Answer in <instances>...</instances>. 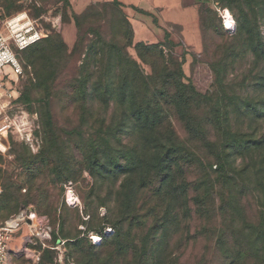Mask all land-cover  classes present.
Returning <instances> with one entry per match:
<instances>
[{
	"label": "rangeland",
	"instance_id": "rangeland-1",
	"mask_svg": "<svg viewBox=\"0 0 264 264\" xmlns=\"http://www.w3.org/2000/svg\"><path fill=\"white\" fill-rule=\"evenodd\" d=\"M223 12L229 16V29H225ZM19 15L33 21L42 40L23 53L9 41L21 73H12L8 66L0 71V145L6 148L0 152V224L21 209L31 208L56 230L50 240L52 250H42L36 238L26 239V228L17 235L18 243L20 239L26 243L25 250L40 252L39 264H91L115 250L114 245L91 249L85 240L93 228H120L112 221L113 208L121 213L113 198L120 181L103 183L85 170L79 172L86 164L80 139L85 131L82 120L90 115L86 107L117 104L121 100L118 91L107 95L105 90L119 89L127 74L140 88L137 102L150 98L142 95L145 86L180 83L201 95V103L213 107L211 111L198 107L195 117L212 118L219 105L230 106L226 117L231 119H247L241 115L246 105L257 115L264 112V56L259 54L261 49L264 52V0H0V28L5 36V22ZM247 29L253 34L249 43ZM163 71L171 76L163 80ZM118 74L121 78H116ZM98 115L109 122L120 113L110 107L93 112V118ZM219 115L225 118L221 111ZM173 126L179 137L185 136L179 123ZM234 129L241 134L253 131L243 125ZM129 135V149L139 145L132 153L139 158L142 133ZM262 135L264 125L256 134ZM68 171L74 175L67 176ZM254 172L236 187L237 193L245 190L239 201L241 211L233 215L237 230L245 229L243 220H257L258 194H264V185L259 187L261 179L252 177ZM136 180H145V186L132 197L135 227L129 237L131 249L123 252L121 264H145L147 257V264H152L145 235L152 224L148 212L152 197L158 194L152 192L155 182L150 176L141 172ZM230 188L222 193L227 196ZM68 191L73 193L74 206L65 202ZM189 194L198 193L191 189ZM161 211L165 213V207ZM256 236L251 235L249 242ZM167 240L158 257L167 246L174 251L182 236L173 234ZM182 251L176 264H190L199 244L190 240L179 254ZM203 261L217 262L211 257ZM28 263L24 254L13 261Z\"/></svg>",
	"mask_w": 264,
	"mask_h": 264
},
{
	"label": "trees",
	"instance_id": "trees-1",
	"mask_svg": "<svg viewBox=\"0 0 264 264\" xmlns=\"http://www.w3.org/2000/svg\"><path fill=\"white\" fill-rule=\"evenodd\" d=\"M242 29L244 25L241 26L240 30ZM245 34L247 43L253 40L252 31L247 29ZM259 54L264 56L263 49ZM158 59L164 63L163 56L159 53ZM162 75L163 80L171 76L167 71H163ZM118 77L121 78L120 74L116 78ZM156 77H159L158 74ZM139 89L127 74L121 79L119 89L105 90L107 95H115V91H118L121 102L89 105L86 111L90 115L82 120L85 131L80 139V147L86 164L82 165L79 172L85 170L103 183L120 181L113 198L119 203L121 213L112 209L115 217L112 221L116 220L120 228L118 231L109 228L113 232L110 235L103 234L106 228L100 231L91 229L88 234L101 237L99 245L91 244L88 234L85 238L91 249L114 245L115 250L106 258L99 257L91 261V264H121L123 252L131 249L129 237L135 227L131 214L132 197L145 186V180H136L141 172L155 182L152 192L158 194L152 197L153 206L148 210L152 214V224L145 235V240L149 236L148 249H151L152 264H161L164 260L165 264H176L184 252L179 254L178 251L185 248L190 240L199 244V251L190 264H207L203 260L210 257L217 261L216 264H264V194H258L256 222L250 219L247 220L249 223L242 221L246 231L237 230L233 220V215L238 210L241 211L239 201L245 192H236L238 183L249 177L251 170L256 169L252 177L261 179L259 187L263 188L264 185V135L256 136L264 125V112L257 115L255 109L246 105L241 115L247 119H231L226 117L230 106L219 105L214 117H195L198 107L201 106L202 111H211L213 107L201 103L202 96L193 92V89L188 90L180 83H176L175 87L145 86L142 95L146 93L150 98L146 102H137ZM95 93L96 90L93 95ZM110 107L120 115L109 118V122L101 115L93 118L94 111ZM219 110L222 115L224 113L225 118H220ZM238 111L240 113V109ZM259 122L260 125L255 126ZM173 123L180 124L185 131L184 137L177 135ZM242 125L249 130L253 129L252 133L241 134L238 129H234ZM47 130L48 127L45 128L44 138L48 136ZM137 131L142 133L140 145L143 152L139 158L138 154H132L138 150L139 145L129 149L128 142L129 134ZM129 154L132 155L128 156ZM208 170H211V174ZM72 175V171L67 172V176ZM200 184L205 190H200ZM227 186L231 187V191L225 196L222 191ZM246 187L249 188L248 185ZM191 189L198 194L191 196ZM103 202L106 203V200ZM163 207L165 213L160 214ZM59 228L60 226L58 230ZM55 234L56 230L52 231L51 239ZM173 234L182 236L181 242L174 251H168V246L163 248L161 257H158V252L164 244L168 245L167 239ZM254 234L257 236L249 242ZM148 260L149 257L143 259L145 264Z\"/></svg>",
	"mask_w": 264,
	"mask_h": 264
},
{
	"label": "built area",
	"instance_id": "built-area-1",
	"mask_svg": "<svg viewBox=\"0 0 264 264\" xmlns=\"http://www.w3.org/2000/svg\"><path fill=\"white\" fill-rule=\"evenodd\" d=\"M5 28L8 36H5L0 28V71L8 66L12 73L20 74L21 68L9 41L12 42L18 52H21L41 40L42 35L34 26L33 21L26 15H19L5 22ZM5 151V149H0L1 153ZM71 194L73 193L70 191L66 193L65 202L68 206H74V201H70ZM22 228H26L29 234L25 238L29 240L36 238L42 250L53 249L50 247L52 227L31 208H23L17 214L9 217L3 224H0V264H13V261L19 260L23 254L29 262L28 264H39L40 252L25 250L26 243L22 242L21 239L19 243L16 240ZM112 233L109 228L103 232L104 235ZM87 238L93 245H99L101 242L99 235L88 234Z\"/></svg>",
	"mask_w": 264,
	"mask_h": 264
},
{
	"label": "bare ground",
	"instance_id": "bare-ground-1",
	"mask_svg": "<svg viewBox=\"0 0 264 264\" xmlns=\"http://www.w3.org/2000/svg\"><path fill=\"white\" fill-rule=\"evenodd\" d=\"M221 15H222V19L225 21V29H229V27H230V23H229V18H228L229 16H228V14L223 12V13H221ZM228 25H229V26H228ZM2 145H3V146L0 145V149H1V150H4V149L6 150V148H5V146H4L3 143H2ZM70 201H71V202L74 201V198H73V195H72V194H71Z\"/></svg>",
	"mask_w": 264,
	"mask_h": 264
}]
</instances>
